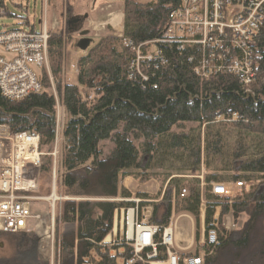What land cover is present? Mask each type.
<instances>
[{
    "label": "trees",
    "instance_id": "trees-1",
    "mask_svg": "<svg viewBox=\"0 0 264 264\" xmlns=\"http://www.w3.org/2000/svg\"><path fill=\"white\" fill-rule=\"evenodd\" d=\"M178 2L124 0L122 36L107 34L99 38L76 61V85L57 86L59 100L69 116L62 133L65 147L60 184L62 194L70 197L62 201L57 219L64 227L58 235L57 264H124L132 257L131 247L124 241L104 242L112 231L115 212L134 206L133 202L116 200L131 197L130 191L121 186L131 170L137 171L135 178L145 182L151 168L182 161L183 169L194 176L201 169L202 159L208 169L221 161L225 148L221 126L231 124L264 136V25L256 38V78L250 93H246L230 74L202 80L194 69L203 55L195 49L180 50L171 41L161 43L168 14ZM154 43L161 53L137 70L136 53L131 48L138 47L147 54ZM63 46V36L52 32L48 55L54 76L60 72ZM47 79L42 77L44 91L21 100H10L0 93V124L7 125L12 134H37L40 152L48 149L43 153L44 162L41 158L39 172H52L50 153L56 129V100ZM231 113H237L240 119L217 120ZM104 142L111 144L106 153ZM244 152L245 148L235 143L233 169L260 175V182L233 199L208 190L205 226L211 225L215 208L220 207L219 242L206 255L204 264H216L218 252L228 246H234L239 256L249 246L255 222L264 216V154L248 158ZM231 178L233 182L242 181L238 173ZM204 179L207 184L222 182L216 175H205ZM174 181L177 191L183 186L188 188L187 196L176 203L175 209L197 220L201 206L199 179L184 181L180 187L181 181ZM171 189L169 183L161 202L153 206L151 222L160 227L170 222ZM136 197L148 200L146 194L138 193ZM229 213L235 221L241 214L248 215L244 230L235 240L223 225ZM260 246L263 255L264 240ZM165 257V249L159 245L154 260Z\"/></svg>",
    "mask_w": 264,
    "mask_h": 264
},
{
    "label": "built area",
    "instance_id": "built-area-1",
    "mask_svg": "<svg viewBox=\"0 0 264 264\" xmlns=\"http://www.w3.org/2000/svg\"><path fill=\"white\" fill-rule=\"evenodd\" d=\"M0 14H5L2 8ZM118 19V16L111 17L106 23L113 28ZM263 25L264 0H179L168 14L161 43L171 41L177 43L180 50L189 48L201 53L202 60L194 72L202 80H209L217 74H230L245 87L246 93H250L248 87L256 78V38ZM49 38L45 24L39 31L33 28L0 30V93L4 97L21 100L44 91L40 71L47 65ZM152 47L147 54H142L138 47L131 48L136 53L137 70L161 53L155 43ZM55 100L56 129L50 153L53 177L57 168L58 134L63 133L65 124L59 121V99L55 96ZM239 119L237 113L217 117L218 121ZM39 145L37 134H12L7 125L0 124V233L34 232L40 227L42 215L32 207L34 201L46 200L33 195L38 190L42 156ZM203 177V174L195 177L201 181L200 186L206 183ZM128 182L129 178H125L124 185ZM209 185L213 195L233 199L237 196L235 190L242 189L246 183L211 182ZM187 194L186 186L178 191L175 188L171 190L173 215L177 211L176 203L185 199ZM55 201L50 203L49 227L52 233ZM132 202L134 206L120 210L121 222L126 215V227L122 229L119 240L132 249V257L125 259L124 264H204L206 255L211 254L219 242L218 218L214 217L209 227L203 226L201 229L202 249L180 253L176 247L172 215L169 224L160 227L151 222L153 205L149 200L132 199ZM141 203L145 204L140 206ZM159 245L164 247L166 257L155 261Z\"/></svg>",
    "mask_w": 264,
    "mask_h": 264
},
{
    "label": "rangeland",
    "instance_id": "rangeland-1",
    "mask_svg": "<svg viewBox=\"0 0 264 264\" xmlns=\"http://www.w3.org/2000/svg\"><path fill=\"white\" fill-rule=\"evenodd\" d=\"M124 0H0V8L5 14H0V30L5 28H33L39 31L42 25L45 24L49 35L59 33L63 36L64 46L60 64V72L58 76L52 75L51 61L49 55L47 57V65L40 71V77H47L49 83V91L58 99L57 86L61 87L64 83H71L76 85V61L80 56L85 55L98 41L99 38L107 34L115 36L123 33V9ZM137 2L147 3L152 0H135ZM120 17L115 20L113 28L106 23L111 17ZM73 17L82 19L77 24L68 25ZM109 19V20H108ZM120 20V22H118ZM105 21V22H104ZM118 22V23H117ZM87 39L86 44L81 47L83 40ZM251 86V85H250ZM250 86L248 89L251 90ZM59 101V121L66 123L69 116L65 112L60 100ZM196 128L197 126H192ZM204 130V127L201 128ZM221 134L225 143L224 154L219 163H213L208 169L202 159L201 169L194 176L216 175L222 178V183H231L232 175L238 173L240 180L245 181L246 185L239 190H235V195L240 196L247 193L260 182V175L239 173L237 169H233L231 164L232 148L235 143L245 148V156L254 158L260 154H264V136L260 134L250 133L248 131L239 129L231 124L221 126ZM57 143V168L55 177L52 172L46 169H41L39 172L38 190L33 194L39 198H47L54 190L59 198L55 201L54 214L55 225L53 233L49 227V220L51 214L50 200H37L33 202V210L40 212L42 219L40 227L37 231L25 233H7L0 234V264H57V242L58 235L62 232L63 226L58 223L57 219L64 201L67 196L62 194L60 176L62 167L60 165L62 159L63 149L65 147V139L63 134L59 133ZM111 147L110 142H104L102 148L106 153ZM53 148V147H52ZM48 149L42 148V156L46 154ZM52 152V149H51ZM44 153V154H43ZM40 157L44 162V156ZM47 167V165H46ZM183 162L175 161L172 164H165L161 168L153 167L149 173V179L145 182H140L135 178L136 170H131L129 178L130 182L124 185V179L121 186L130 191L131 199L135 198L138 191L147 192L148 199L151 205H156L161 194L166 191L167 185L171 183L172 189L178 187L175 181H181L179 187L184 181H191L196 179L183 169ZM218 167V168H217ZM219 170H215V169ZM207 173V174H206ZM250 178V181H246ZM174 179V180H173ZM173 180V182H172ZM200 181V180H199ZM205 181L203 177V182ZM201 181L199 182V184ZM200 187V185H199ZM171 189V190H172ZM188 189V188H187ZM201 194V209L206 210L207 199L206 195L210 191V185L204 183L200 188ZM171 193V191H170ZM56 197V196H55ZM117 201H126L124 198H117ZM128 201V200H127ZM156 203V204H155ZM231 215V224L229 234L231 239L235 240L244 230L248 219L247 214H241L237 221ZM118 219H120V214ZM126 215L124 214V228L126 227ZM176 232H179V237L184 241L191 240L194 235L197 238L198 233L194 231V224L190 221L180 219L175 221ZM225 227V226H224ZM69 230L71 227L68 228ZM201 238V220L199 222V240ZM106 239V238H105ZM264 240V216L260 217L253 227L250 237L249 246L241 250L239 256H236V248L228 246L218 252L216 264H264V254L261 252V242ZM106 241V240H105ZM119 238L113 242L106 243L115 244L119 242ZM196 246L195 252L201 250ZM238 257V258H237Z\"/></svg>",
    "mask_w": 264,
    "mask_h": 264
},
{
    "label": "crops",
    "instance_id": "crops-1",
    "mask_svg": "<svg viewBox=\"0 0 264 264\" xmlns=\"http://www.w3.org/2000/svg\"><path fill=\"white\" fill-rule=\"evenodd\" d=\"M41 28H42V22H41ZM138 193L146 194V195L148 194L147 192L142 191V190L138 191ZM161 198H162V194H161L159 200L158 201H155V202L156 203H159V201L161 200ZM131 199H139V198H137V197L133 198L132 197ZM131 199L128 200V201L132 202ZM201 207L202 206H200L199 216H198V219L197 220L194 218V216L192 214L187 213V212H183V211H176L174 215L171 214L172 215V224H173V227H174V230H175L176 247H177V250L180 253H189V252H193V251L195 252L196 246H199L200 248H202V246H201V243H202L201 242V238L199 240V222L201 220V229H202V227L205 226V211L202 210ZM120 210L115 212V214H114V220H113V228H112V231L106 236V239H105L106 241L104 240V242L111 241V238H112L113 242L116 241L117 238L120 239L121 231H122V229H125L124 228V225H123V223H124V216H123V221L121 222ZM219 212H220V207H216L215 208V213H214L213 219H214V217L215 218H218ZM119 214H120V219H118ZM180 219H183L185 221L193 222V224H194V231H195V233L196 232L198 233L197 238L194 235V237L191 240L184 241V239H182L181 237H179V232H176L175 224L174 223H175V221H178ZM129 224H131L130 223V220H129ZM230 224H231V215L229 213L223 219V225L225 226L226 231L227 230L230 231Z\"/></svg>",
    "mask_w": 264,
    "mask_h": 264
},
{
    "label": "bare ground",
    "instance_id": "bare-ground-1",
    "mask_svg": "<svg viewBox=\"0 0 264 264\" xmlns=\"http://www.w3.org/2000/svg\"><path fill=\"white\" fill-rule=\"evenodd\" d=\"M115 17V16H114ZM105 22V21H104ZM113 25H115V24H113ZM132 56V55H131ZM200 185V184H199ZM201 187V186H200ZM56 196V197H55ZM44 199H46V200H51V201H55V200H57L58 199V197H57V195L55 194V192H52L51 194H50V196L49 197H47V198H44ZM132 200V199H131ZM149 200V199H148ZM130 223H131V220H130ZM211 224V223H210ZM131 228H132V224H129V229L131 230ZM153 264H158V263H153Z\"/></svg>",
    "mask_w": 264,
    "mask_h": 264
},
{
    "label": "flooded vegetation",
    "instance_id": "flooded-vegetation-1",
    "mask_svg": "<svg viewBox=\"0 0 264 264\" xmlns=\"http://www.w3.org/2000/svg\"><path fill=\"white\" fill-rule=\"evenodd\" d=\"M81 20H82V19H79L78 17H77V18H76V17H73V18L69 21L68 25H70V24H77V23H79Z\"/></svg>",
    "mask_w": 264,
    "mask_h": 264
},
{
    "label": "water",
    "instance_id": "water-1",
    "mask_svg": "<svg viewBox=\"0 0 264 264\" xmlns=\"http://www.w3.org/2000/svg\"><path fill=\"white\" fill-rule=\"evenodd\" d=\"M110 1H114V0H110ZM86 42H87V39L83 40V41L81 42L80 46L83 47V46L86 44Z\"/></svg>",
    "mask_w": 264,
    "mask_h": 264
}]
</instances>
